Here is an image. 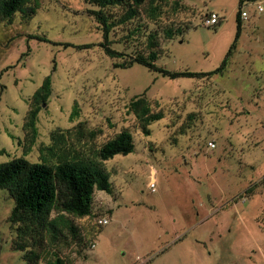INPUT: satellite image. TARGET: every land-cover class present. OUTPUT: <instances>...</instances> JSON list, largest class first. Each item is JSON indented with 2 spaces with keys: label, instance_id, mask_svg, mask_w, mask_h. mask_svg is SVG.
I'll list each match as a JSON object with an SVG mask.
<instances>
[{
  "label": "rangeland",
  "instance_id": "374dc122",
  "mask_svg": "<svg viewBox=\"0 0 264 264\" xmlns=\"http://www.w3.org/2000/svg\"><path fill=\"white\" fill-rule=\"evenodd\" d=\"M238 8L239 0H151L127 18L122 5L29 0L0 19V162L38 161L52 131L79 123L96 132V148L123 130L134 144L104 161L113 191L95 190L90 216L69 217L76 238L63 230L44 239L36 264L56 256L64 264H264V0L244 3L248 20L221 74L170 78L119 66L155 50L168 70L213 71L234 42ZM208 12L220 17L216 26L203 24ZM103 42L122 55H107ZM48 74L51 96L25 152L29 101ZM143 92L163 114L149 134L129 110ZM13 205L0 190V264H35L24 257L29 247H16ZM101 216L108 223L98 227Z\"/></svg>",
  "mask_w": 264,
  "mask_h": 264
},
{
  "label": "trees",
  "instance_id": "16d2710c",
  "mask_svg": "<svg viewBox=\"0 0 264 264\" xmlns=\"http://www.w3.org/2000/svg\"><path fill=\"white\" fill-rule=\"evenodd\" d=\"M28 1L0 0V19L10 18L15 11L22 9V6ZM91 1L100 8L122 5L126 8L127 18H131L136 14L139 6L151 0ZM250 1L255 0H239L234 42L222 64L213 71L168 70L155 63L159 55L155 50H151L147 55L129 56L119 66L129 67L137 63L170 78L221 74L226 68L229 52L241 32L240 8L244 2ZM151 11L154 13L155 6L151 7ZM102 22L104 24L103 37L105 41L107 39L108 24L105 21ZM102 45H104L105 52L110 57H120L122 55L121 52L110 48L104 42ZM51 91L52 77L51 74H48L32 93L29 101V107L22 125L25 152L30 150L37 138L38 113L48 103ZM129 110L139 121L144 134H149L148 126L152 122L163 117L162 112L152 111L144 92L135 95L130 100ZM77 114L78 110L76 104H74L70 118ZM95 135V131L88 130L79 123L73 130H66L65 132L52 131L50 143L40 147L38 161H29L20 156L0 162V190H8L13 199L14 205L9 220L16 225L17 235L20 239V242L16 244L17 249L24 250L29 247L24 252L26 260L36 264L40 258L39 248L42 247L44 239L53 242L59 238V235H62L63 230L70 233L72 238H76L77 226L73 224L69 217L84 218L90 216L95 190L104 191L108 194L113 191L110 173L105 167L104 161L109 160L116 154L126 155L132 152L134 149L132 134L127 130H123L106 140L99 148L92 145ZM52 212L55 213L53 216H51ZM98 218L96 224L100 227L101 224L97 222ZM33 243L36 244V247ZM48 264L64 263L59 256H56Z\"/></svg>",
  "mask_w": 264,
  "mask_h": 264
},
{
  "label": "built area",
  "instance_id": "2783aa9c",
  "mask_svg": "<svg viewBox=\"0 0 264 264\" xmlns=\"http://www.w3.org/2000/svg\"><path fill=\"white\" fill-rule=\"evenodd\" d=\"M243 5L240 8L239 16H240L241 19L246 20V19H248L249 14H248L247 10L242 9ZM257 10L258 11H262L263 7L259 5ZM219 20H220V17L218 16V14H216L215 12H209V13L205 14L202 22L206 26H215L218 23ZM208 145H209L210 148H213L215 146V144L213 142H208ZM263 150H264V148H263ZM150 187H151L152 190H154V188H155L154 183H151ZM97 222L99 224H101V225H105V224L108 223V219H107V217H100V218H98ZM90 246L93 248L95 246V244L91 243Z\"/></svg>",
  "mask_w": 264,
  "mask_h": 264
},
{
  "label": "crops",
  "instance_id": "0c3cea01",
  "mask_svg": "<svg viewBox=\"0 0 264 264\" xmlns=\"http://www.w3.org/2000/svg\"><path fill=\"white\" fill-rule=\"evenodd\" d=\"M246 20H248V19H246ZM245 20H243V19H241V25L243 26V25H245V22H244Z\"/></svg>",
  "mask_w": 264,
  "mask_h": 264
}]
</instances>
